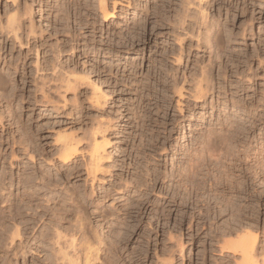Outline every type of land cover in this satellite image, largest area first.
Masks as SVG:
<instances>
[{
    "label": "rangeland",
    "instance_id": "374dc122",
    "mask_svg": "<svg viewBox=\"0 0 264 264\" xmlns=\"http://www.w3.org/2000/svg\"><path fill=\"white\" fill-rule=\"evenodd\" d=\"M0 77L1 195L19 196L26 175L67 208L75 193L90 234L125 236L117 264H241L227 243L251 232L262 254L264 193L255 213L232 214L171 176L212 127L248 130L241 151L264 148V0H0ZM94 139L108 143L98 168ZM66 143L78 149L68 165ZM29 247L12 264H47Z\"/></svg>",
    "mask_w": 264,
    "mask_h": 264
},
{
    "label": "bare ground",
    "instance_id": "6f19581e",
    "mask_svg": "<svg viewBox=\"0 0 264 264\" xmlns=\"http://www.w3.org/2000/svg\"><path fill=\"white\" fill-rule=\"evenodd\" d=\"M12 28L14 29L13 26ZM16 29L19 30L20 28L16 26ZM15 37L18 39L17 35ZM205 78H202L203 81L197 82V84H200L197 90H194L196 92H194V97L198 101L206 100L212 93L213 80L212 78L210 80V77L207 80ZM3 83L5 82L0 77V86ZM177 86H174V88ZM181 90L180 88L174 90L177 91L180 98L183 95ZM244 132L239 127L230 126L226 129L224 126L220 130L212 127L202 133L196 141L195 146L197 148L190 152L186 160L180 164L177 175L173 174L171 176L175 179L176 191L184 190L189 197L192 193H197L198 197L202 194V196L207 195V199L213 197L214 199L223 200L226 204L224 208L232 214L244 210L255 213L257 207H259L257 206L258 201L264 193V148L258 149L255 154L245 150L241 151L240 148L245 147L241 137L246 136L248 130ZM93 142L91 157L93 163L96 162V168H98V163L103 158L102 152H105L104 149L108 143L105 139L102 142L94 139ZM59 153L62 163L68 165L76 159L78 149L72 143H66L62 145ZM42 179L44 180V178ZM42 179L40 180L42 181ZM157 179L158 177H153L151 182L154 184ZM35 180L37 179L32 175H26L21 180L19 185H21V188L23 187L24 191L20 195L18 194L19 200H16L17 197L11 199L12 195L7 198L0 194V254H2L0 255V264H12L20 256L26 255V250L30 245L27 244L25 247L24 242L27 241L26 238H29L35 232L39 224H41L40 228L43 227L39 233L41 240L37 241L38 238L33 236L32 240L37 241V244L34 242V246L37 245L36 250L31 247H29V250L36 251L39 255L43 253L47 264H99V262L101 264H117L118 261L113 253L117 250V246L125 241V236H120L119 231L115 233V230L113 231L111 227L108 234L111 237L112 232H114L115 236L113 239L111 238L112 241H106L97 232L93 235L90 234L87 224L89 220L88 211L79 198L75 196V193L66 196L68 197L67 202L71 203L67 208L65 205H61L62 202L57 200L56 196L46 197L44 195L42 197L40 189L37 190L33 185ZM5 181V179L2 180L0 192L5 190ZM47 187L50 188V186ZM142 187L144 185L140 188ZM137 189L139 190V187ZM146 190L148 191L149 187H146ZM144 196L140 194L141 201L137 202L135 210L143 209L146 204L145 199H142ZM243 198L248 200L246 205L235 204L236 201ZM43 204L48 205L44 206ZM205 207L209 209L208 206L205 205ZM27 212H30L31 215ZM25 214L30 219H25ZM71 217L74 218L73 222ZM104 217L103 219H105ZM46 221L49 223H45ZM119 224L122 225L121 222ZM116 235H119V237ZM258 236V233L251 232L248 237L227 243L228 247L241 252V264H264V251L262 254L255 253ZM180 246L182 248V245ZM173 262V256H171L169 264H174Z\"/></svg>",
    "mask_w": 264,
    "mask_h": 264
}]
</instances>
